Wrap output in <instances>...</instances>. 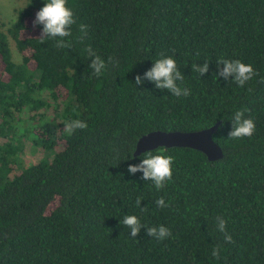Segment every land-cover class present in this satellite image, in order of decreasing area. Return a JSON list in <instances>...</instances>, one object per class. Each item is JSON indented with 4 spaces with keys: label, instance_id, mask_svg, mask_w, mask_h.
<instances>
[{
    "label": "trees",
    "instance_id": "1",
    "mask_svg": "<svg viewBox=\"0 0 264 264\" xmlns=\"http://www.w3.org/2000/svg\"><path fill=\"white\" fill-rule=\"evenodd\" d=\"M46 2L27 0L0 23V264H264V0H67L71 35L41 42L34 21ZM162 52L176 60L188 96L145 75ZM97 55L106 69L93 76ZM221 58L259 75L240 87L221 74ZM238 111L254 120L252 136L230 137ZM74 119L88 127L68 136ZM218 121L222 159L189 147L134 156L146 133ZM22 136L44 152L28 166ZM149 152L174 158L159 190L128 171ZM129 215L140 222L135 236L123 223ZM161 225L172 233L162 241L148 231Z\"/></svg>",
    "mask_w": 264,
    "mask_h": 264
},
{
    "label": "clouds",
    "instance_id": "2",
    "mask_svg": "<svg viewBox=\"0 0 264 264\" xmlns=\"http://www.w3.org/2000/svg\"><path fill=\"white\" fill-rule=\"evenodd\" d=\"M34 23L43 24V34L40 37V41L43 42L45 37H65L71 35V31L68 28L69 25L75 23L73 11L67 7V0H47L44 6L36 13V19ZM86 25L81 24L80 28L83 30ZM67 46L63 42H60L56 47ZM91 52V48H88ZM163 57L155 61L154 66L145 74L147 78L156 82L158 88L170 89L174 96L180 97L188 96L190 90L187 88H181L177 85L176 81L183 80L181 73L177 70L176 60L172 57H164L163 52L160 53ZM199 55V53H197ZM224 63V68L222 75L225 77L235 74V81L240 86L243 87L246 82L252 80L254 77L259 75V72L253 68L251 64L242 62L240 59H224L221 58ZM196 68V66H193ZM91 68L93 71V76H100L106 69L105 61L97 55L92 61ZM208 65L205 64L203 67L196 68L197 71L203 73L206 72ZM136 83H140V77H136ZM250 92L251 88L248 89ZM243 112L238 111L235 116V127L230 133L232 139H239L245 136H252L255 131L256 125L253 119L246 118L242 119ZM66 127L64 132L71 136L76 129H85L88 127L86 121L80 119H74L65 122ZM163 151V150H161ZM173 157L171 155L156 154L153 155L151 152L147 154V157L142 160L138 165H128V171L130 173H135L138 170L143 172V177L146 179H152L155 182V187L157 190L164 186L165 181L172 179V162ZM139 204V198L136 201ZM157 205L165 208L168 205L165 204L164 198L160 197L156 201ZM123 223L127 224L132 229V235L135 236L139 231L140 222L135 215H129L125 217ZM226 221L221 219L218 225L219 231L225 233L224 239L229 242H233V238L226 232L225 229ZM149 233L152 235H157L159 240H164L166 237L172 235L171 231L160 226L159 230L155 227H150L148 229ZM221 248L215 247L212 251V256L217 260L220 259Z\"/></svg>",
    "mask_w": 264,
    "mask_h": 264
},
{
    "label": "water",
    "instance_id": "3",
    "mask_svg": "<svg viewBox=\"0 0 264 264\" xmlns=\"http://www.w3.org/2000/svg\"><path fill=\"white\" fill-rule=\"evenodd\" d=\"M221 121L208 128L181 131V130H154L142 135L134 151V156L159 147H189L202 151L210 160H219L224 157L222 146L214 139V134Z\"/></svg>",
    "mask_w": 264,
    "mask_h": 264
},
{
    "label": "rangeland",
    "instance_id": "4",
    "mask_svg": "<svg viewBox=\"0 0 264 264\" xmlns=\"http://www.w3.org/2000/svg\"><path fill=\"white\" fill-rule=\"evenodd\" d=\"M27 0H0V23H4L9 25L16 19L17 11L20 8H23L26 5ZM11 49L16 62H21V55L17 50L14 40L10 39ZM46 97V96H45ZM47 98V97H46ZM44 112V111H43ZM42 112V113H43ZM48 118H52L56 116V111L53 108H48L46 110ZM26 114H22V117H25ZM20 127L25 128L28 127L27 123L22 122ZM24 134H28L27 132ZM24 142V151L21 154V158L24 161V165L28 166L34 163L37 159L41 158L44 155L41 147L33 146L32 139L27 136H22L21 138ZM6 139H2L5 141ZM14 174V172H13ZM12 174V175H13Z\"/></svg>",
    "mask_w": 264,
    "mask_h": 264
}]
</instances>
